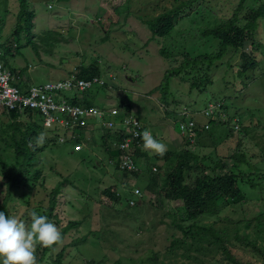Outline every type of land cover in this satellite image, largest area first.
Returning a JSON list of instances; mask_svg holds the SVG:
<instances>
[{"label":"rangeland","instance_id":"obj_1","mask_svg":"<svg viewBox=\"0 0 264 264\" xmlns=\"http://www.w3.org/2000/svg\"><path fill=\"white\" fill-rule=\"evenodd\" d=\"M18 1L0 0V54L10 36H14L12 31L16 29ZM186 1L130 0L128 8L118 14L114 8H120L127 0H28L27 7L35 14L34 24L31 16L28 23L25 20L21 22L22 29L18 34L19 52H10L7 70L17 76L23 86L29 87L63 81L69 77L73 68L81 72L80 67H88L83 74L86 76L91 71H96L91 66L98 65L99 76L113 73L117 80L115 83L106 81L107 85L92 84L90 89L93 90L91 95L94 106L106 111L112 107L122 109L119 101L130 104L131 116H135L144 124L148 122L153 134L163 139L167 150L184 148L205 157L203 162L208 172L213 170L220 160L221 164L231 167L228 157L240 144L239 149L243 151L245 158H249L250 164L259 169L263 178L256 180L258 186L254 190H250L246 182L242 183L246 199L242 206L227 208L218 220L209 217L201 219L200 223L209 224L214 221L217 230L225 231L223 235L227 241L235 242L234 234L244 238L248 236L249 241H255L256 245L264 250V232L259 233L261 230L255 228L254 222L250 227L246 226V223L260 212L264 213V20L259 21V28L252 38L261 44L262 49L255 51L251 42L245 45L244 52L253 53L257 62L253 69L243 73L241 58L237 54L229 53L228 49L222 59L214 64L213 70L211 67L213 75L211 71L209 75L215 80L212 86L206 85L204 90L197 92L196 89L190 88L196 79L195 75L188 78H172L166 100L162 99L158 88L163 75L165 78L166 71L175 65L160 57V44L150 40L151 32L144 19L157 17L167 10L183 6ZM204 1L207 2L205 6L195 5L191 9L185 7L176 19V29L186 28L190 24L196 32L191 51L193 55L215 51L218 43L210 38H201L199 34L215 28L220 24V19L230 17L237 4V0ZM260 5L264 6V0H246L245 3L248 8ZM243 13L239 15L240 18ZM49 30L54 31V34H42ZM7 49L8 46L5 50ZM179 58L175 56V59ZM0 63L3 64L2 58ZM19 69H24L23 74L18 72ZM23 75L28 84L23 80ZM102 86L105 90L101 89ZM84 95L88 96L86 93ZM56 96L67 97L68 93L60 91ZM78 98L81 99L82 95ZM218 99L226 103L230 116L238 119L227 122L226 126L210 127V136L203 133L199 140L185 146V141L178 133L177 121H184L182 114L185 119L193 118L192 114H195V120L206 123V118L199 113L209 102ZM25 112L39 114L35 110L16 112L21 115V121L27 119ZM149 118H152L153 122L149 121ZM8 120L9 118L0 115V124L7 123ZM52 127L60 131L56 124H52ZM83 128L88 130V139L85 140L86 144L80 153L73 151V145L69 144L67 138L54 147L48 145L43 152V160L47 162L39 177L43 186L49 190L60 184L64 177L72 184L64 186V192L57 197L56 211L60 225L64 226L71 220H81L85 214L89 229L96 233V236L89 234L84 245V254L96 260L103 259L104 264H113L116 261L120 264H137L139 258L150 256L151 251L165 252L172 238L179 236L171 225L169 214L174 212V204L180 203L163 200L157 188H154L153 192L145 191L143 188L148 182L145 176H142L137 177L136 185H133V188L140 190L139 196L132 193L123 194L120 205L111 204L108 197L112 186L124 188L123 184L126 182L123 176L115 171V168H120V158L109 162L111 165L105 161V156L111 152V148L101 139L104 140L108 134L115 139L121 134L113 135L112 131L107 133L109 130L99 125L97 127L93 119H85ZM171 128L175 132L173 136L168 134ZM91 137H98L99 140L92 141ZM134 144L143 150L141 161L134 160L136 166H139L146 156L154 155L150 150L142 148L140 136ZM3 151H8L9 157L13 156L12 150ZM0 153L3 154L2 150ZM48 163L52 168L48 167ZM241 169L247 170L248 167L243 165ZM20 170L14 163L8 164L7 160L1 159L0 198L1 190L4 189L3 179L5 183L11 182L15 172L23 177ZM139 170L141 169L138 168ZM142 170L145 171L144 166ZM126 174L130 173L125 172L124 175ZM129 182H132L130 177ZM16 190L21 194L23 201L27 195L28 199L30 198V193L25 188L18 186ZM14 192L16 199V191ZM42 198L43 194H40L31 199L37 203ZM128 198L140 200L142 203L137 208L129 209L125 206ZM19 206L22 204L17 206V210L20 209ZM87 210V213L79 212ZM25 225L30 223L25 222ZM86 233L87 231L81 229V234ZM79 235L80 232L77 231L73 236ZM229 250L243 263L264 264L262 256L256 257L251 251L243 249L238 242ZM172 261V264L178 262L174 258ZM181 261L187 263L186 260Z\"/></svg>","mask_w":264,"mask_h":264},{"label":"trees","instance_id":"obj_2","mask_svg":"<svg viewBox=\"0 0 264 264\" xmlns=\"http://www.w3.org/2000/svg\"><path fill=\"white\" fill-rule=\"evenodd\" d=\"M27 1H18L19 12L16 17V29L14 32L12 31L14 36H10L9 41L3 48L2 54H0V58L3 59V64H1L4 67L6 64L8 67L7 58L10 52L12 50L19 52L18 43H20V40L18 39V34L22 29L21 22L25 20L28 23L30 16L33 22L35 14L28 9ZM129 2L130 0H127L120 8H114V11L118 14L124 12L129 6ZM206 3L204 0H187L183 6L167 10L157 17L144 19L148 30L151 32L150 40L160 44V57L166 62L175 65L167 70L165 78L163 75L161 79L158 90L162 93V99L166 98L167 100V90L172 78H188L195 75L196 79L190 85V88L196 89L197 92L204 90L203 87L206 85L212 86L215 80L209 75V72L211 71V75H213L214 64L222 59L223 54L228 49L229 53L237 54L241 58L243 73L250 71L257 64L253 53L247 54L244 51L247 42H251L252 48L255 51L262 49L261 44L256 43L252 38L259 28V21L264 20V6L260 5L259 7L248 8L245 7L246 0H237V4L230 17L220 19V24L215 28L204 30L199 34L201 38H210L218 43L213 53L198 55L191 53L196 32L190 24H187L186 28L176 29L178 26L176 19L180 17L179 14H181L180 12L185 7L191 9L195 5L205 6ZM242 12H244L243 17L240 18L239 15ZM53 32L49 30L42 32V34L50 36L54 34ZM45 43H47V40ZM7 46L8 49L5 50ZM175 56H179L180 58L177 60ZM91 67L98 74L93 70L94 73L91 71L90 74L85 76L83 74L89 68L80 67L81 72H79V76H83L82 78L99 77L100 71L98 70V65ZM18 72L23 73L24 69H19ZM101 89L105 90L104 86ZM92 91H86L81 94V99L71 101L73 103H80L83 106H94L95 104L92 103L94 100L91 95ZM85 93L88 96L85 97ZM220 101L224 103L225 111H228L226 103L223 100ZM119 103L122 108L120 114H124L125 116L130 115L132 111L130 104H124L125 102L122 101ZM0 115L6 119L9 118V122L0 124V151L2 150L3 152V154L0 153V161L3 159V161L7 160L8 164L9 162L14 163V165L21 169L20 171L23 175V177H20L19 173L15 172L11 182L8 183H5L2 178L4 189L1 190L0 210L4 211L6 215L16 216L24 223H30L33 211L43 214L57 226L61 233V239L58 242L48 246L40 244L35 246V264H104L105 260H96L84 254V245L89 234L96 236V233L90 231L89 223L86 220L85 214H83L89 210L79 211L83 214L81 220H71L64 226L60 225L56 211L58 205L57 197L61 196V193L64 192V186H72V184H69L71 182L64 177L60 184L48 190L46 186H43V182L39 181V177L44 170V164L47 163L43 160V152L47 149L48 145L54 147L59 143V132L45 128L41 123V119L35 113L25 112L24 115H27V119H24V121L20 120L21 115L13 111H4ZM231 120H236V118L228 114L225 123L211 121L210 125L211 127L218 126L219 124L225 125ZM196 129L202 132L198 134L196 140H199L203 133L210 131V129L205 130L197 122ZM229 132L232 133L231 130ZM39 133H43V143H37L36 137ZM107 133H110V131ZM109 135H107L108 140L106 142L111 148V152L105 156V161L108 163L112 162L113 159L117 161L120 158V151L117 148L120 136L114 139V137ZM208 135L210 136V133ZM79 141L80 139L74 143L76 144ZM184 143L186 146L187 142ZM239 145L234 149L231 156L228 157L232 164L231 167L221 164L220 160L210 172H208V168L203 162L206 159L205 157H200L195 152H190L184 148L166 150L163 155L156 156L154 154L151 157L148 155V165L145 166V171L133 176L130 180L135 182L137 177L141 178L145 176L148 182L143 188L145 191L153 192L154 188H157L163 200L166 199L170 202L180 203L179 205L174 204V212L169 214L171 225L179 233V236L172 238L165 252L151 251L150 256L139 258L137 264H172L173 258L178 261L174 264H250L249 262L243 263L232 255L229 248L233 247L236 242L240 243L243 249L251 251L256 257L260 255L264 258V250H261V246L256 245L255 241H249L248 236L244 238L234 234L233 240L235 242H229L223 235L225 231H219L215 228L217 224L214 221L209 224L200 223V220L203 218L215 217L218 220L221 213L225 212L227 208L242 206L246 200L242 183L246 182L248 188L254 190L258 186L256 180L263 178L259 169L254 164H250L249 158H245V154L239 149ZM3 149L12 150L13 156L9 157L10 153L3 151ZM138 151L134 153L136 160L139 159L137 156ZM262 160H264V155ZM158 162H161V164H158ZM49 164L48 167L52 168ZM243 165L248 167V169L242 170L241 166ZM115 169V171L123 176L126 183L123 184L125 185L124 188L118 185L112 186L108 198L111 200V204L120 205L123 194H130L133 185L129 182L130 174L124 175L125 171L121 167ZM18 186L28 190V193H30L29 199L27 195L23 201L21 194L16 190ZM14 190L16 191V199L13 194L15 193ZM40 194H43V198L35 203L31 198ZM141 203L142 201H137L134 206H129L128 199H126L125 206L129 209L137 208ZM20 204L22 206H19L20 209L17 210V206ZM253 222L255 228L261 230L259 233L264 232V213L260 212L249 220L246 226L250 227ZM81 229L87 231V233L81 234ZM77 231L80 232V235L74 237L73 235ZM182 259L186 260L187 263L182 262ZM75 260H78V262L76 263ZM113 264H120V262L116 261Z\"/></svg>","mask_w":264,"mask_h":264},{"label":"built area","instance_id":"obj_3","mask_svg":"<svg viewBox=\"0 0 264 264\" xmlns=\"http://www.w3.org/2000/svg\"><path fill=\"white\" fill-rule=\"evenodd\" d=\"M106 80L110 82L114 78L109 74ZM94 83L104 85L105 80L96 76L82 78L79 76V71L73 68L70 76L63 81L25 87L19 83L16 76L0 63V113L3 111L22 113L27 110H35L41 115V123L45 128L55 130L52 124H56L59 128L67 129L66 132L58 131V141L60 143L66 138L69 142L77 140L80 131H87L83 128L84 120L94 118L99 126L112 131L113 135L116 133L121 134L122 139L117 143V148L120 151V167L125 172L135 174L138 172V167L134 164L132 158L133 144L136 138L140 136L139 133L149 128L143 126L133 116L124 117L120 122L114 121L113 118L120 113L115 107L103 111L96 106L88 107L71 101L79 99L80 94L91 90L90 88ZM60 91H65L69 95L67 97L56 96V93ZM216 103H220L221 107L218 108ZM199 114L206 118L207 125L210 124V121L225 123L228 116L223 103L218 101L208 103L206 108ZM102 115H105V117L101 120ZM192 116L194 118L195 114H192ZM193 118H186L187 120L183 121L181 125L182 132L180 135L182 140L187 142V145L192 144L199 133L194 124L188 120ZM117 124L120 127H117ZM83 146L82 142L73 144V151L80 152L83 150ZM132 194L139 196L140 190L135 187ZM136 203L134 198L128 200L130 206H134Z\"/></svg>","mask_w":264,"mask_h":264},{"label":"clouds","instance_id":"obj_4","mask_svg":"<svg viewBox=\"0 0 264 264\" xmlns=\"http://www.w3.org/2000/svg\"><path fill=\"white\" fill-rule=\"evenodd\" d=\"M109 74L112 75V77L114 78L112 82L115 83L117 79L113 73H107L99 77H102L105 80L106 84V78ZM216 101L221 102L220 100ZM225 112L228 115L229 108L228 111ZM219 125L221 126V124ZM143 126L147 127L145 124H143ZM139 135L142 140V148L150 150L151 153L163 155V153L167 150V145L160 139L155 138L149 129H144L139 133ZM121 139L122 137L120 136V140ZM36 140L37 143H43V133H39L36 137ZM137 150L140 151L141 149L133 144V160H135L134 153ZM137 167L141 170H139L135 174H139L143 171L140 165ZM135 174H130L129 177L132 178L133 176H135ZM132 185H136V182H134ZM134 188L131 189V193ZM138 202H140V200H138ZM60 239L61 233L58 230L57 226L43 214H38L37 212L33 211L31 213L30 225L26 226L25 223L22 220H19L16 216L6 215L4 211L0 210V264H35V246L37 244L44 246L52 245L53 243L58 242Z\"/></svg>","mask_w":264,"mask_h":264},{"label":"crops","instance_id":"obj_5","mask_svg":"<svg viewBox=\"0 0 264 264\" xmlns=\"http://www.w3.org/2000/svg\"><path fill=\"white\" fill-rule=\"evenodd\" d=\"M4 63H5V61H4ZM6 68H7V64H6V66H5ZM18 68H20V67H18ZM23 74V73H22ZM14 75V74H13ZM15 76V75H14ZM69 76H70V74H69ZM17 77V76H16ZM18 78V77H17ZM22 78H23V80L26 82V79H25V77H24V75L22 76ZM19 80V79H18ZM19 83H21L20 81H19ZM27 83V82H26ZM28 84V83H27ZM69 95V94H68ZM119 102H121V101H119ZM121 106V105H120ZM120 110V112H121V110L122 109H119ZM4 112V111H3ZM6 112V111H5ZM38 115V117L42 120V117L39 115V114H37ZM125 117V115L124 114H120L119 113V115L118 116H115L114 118H113V120L114 121H116V122H120V121H122V119ZM233 118H236V119H238L237 117H235V116H233ZM90 119H93V121H94V123L96 124V126L98 127V124L96 123L97 121L94 119V118H90ZM152 118H149V121H152L151 120ZM141 121V120H140ZM142 122V121H141ZM153 122V121H152ZM143 123V122H142ZM144 124V123H143ZM43 125V124H42ZM145 125L151 130V132H152V129L148 126L149 124H148V122L147 123H145ZM117 127H120V125H118L117 124ZM154 131V130H153ZM152 134H153V132H152ZM169 136H173L174 134H175V132H174V130H173V128H171V130L169 131ZM153 136L154 137H156L157 139H160L162 142H163V139L162 138H160V137H158V136H156V135H154L153 134ZM177 136H179V135H177ZM80 139V141L79 142H82L83 144H86V142H85V140L86 139H88V130L86 131V132H82V131H80V136H79V138L77 139V140H79ZM99 140L98 139V137H91V140L92 141H94V140ZM77 140H75L74 142H77ZM102 141H104L105 143H106V137H104V140L103 139H101ZM74 142H69L70 144H75ZM173 142V141H172ZM175 142H177V141H175ZM142 152H143V150L141 149L138 153H137V156L139 157V160L141 161V159H140V157L142 156ZM80 153V152H79ZM103 156H105V155H103ZM106 160V159H105ZM140 163V162H139ZM141 167L142 166H144V168H145V166H147L148 165V157L146 156L143 160H142V163L141 164H139Z\"/></svg>","mask_w":264,"mask_h":264},{"label":"bare ground","instance_id":"obj_6","mask_svg":"<svg viewBox=\"0 0 264 264\" xmlns=\"http://www.w3.org/2000/svg\"><path fill=\"white\" fill-rule=\"evenodd\" d=\"M216 106H217L218 108H220V107H221V104L216 103ZM129 116H131V115H127V116H125V118H127V117H129ZM104 117H105V115H102L101 120H102ZM182 118L184 119V121L187 120V119H185V117H183V115H182ZM188 120L191 121V122L194 124L195 128H196V122H197L198 124L202 125L203 128H204L205 130H209L210 127H211L210 124L207 125L206 123H199V121H196V120H194V119H188ZM182 122H183V121H177L178 124H177L176 126L178 127V131H179L178 133H179V134H181V132H182V129H181ZM66 131H67V129L60 128V132H66ZM133 183H134V181L131 182V184H133Z\"/></svg>","mask_w":264,"mask_h":264}]
</instances>
